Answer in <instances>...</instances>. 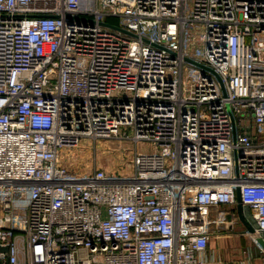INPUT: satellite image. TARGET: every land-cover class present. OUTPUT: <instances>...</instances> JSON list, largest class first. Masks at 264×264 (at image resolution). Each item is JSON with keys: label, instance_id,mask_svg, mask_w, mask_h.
<instances>
[{"label": "built area", "instance_id": "1", "mask_svg": "<svg viewBox=\"0 0 264 264\" xmlns=\"http://www.w3.org/2000/svg\"><path fill=\"white\" fill-rule=\"evenodd\" d=\"M238 194L264 238V0H0V264H231Z\"/></svg>", "mask_w": 264, "mask_h": 264}, {"label": "rangeland", "instance_id": "2", "mask_svg": "<svg viewBox=\"0 0 264 264\" xmlns=\"http://www.w3.org/2000/svg\"><path fill=\"white\" fill-rule=\"evenodd\" d=\"M139 148L142 151H153L152 145L148 146L145 142H140ZM133 152L134 143L129 140L85 139L78 147L63 151L61 164L77 174L89 173L95 168L128 174L133 171ZM169 163L170 161H167V164ZM234 219V224L230 225V228L214 231L212 249L225 261L238 264L246 258V249L251 248L253 263L256 261L257 264H261L258 259L261 248L259 243L247 235H242L241 232L245 231L246 226L240 222L237 215Z\"/></svg>", "mask_w": 264, "mask_h": 264}, {"label": "crops", "instance_id": "3", "mask_svg": "<svg viewBox=\"0 0 264 264\" xmlns=\"http://www.w3.org/2000/svg\"><path fill=\"white\" fill-rule=\"evenodd\" d=\"M239 202L234 205V206H227V205H224L222 206V212L226 214V216H228L229 212L231 211L232 213H234V216H238L239 220L241 223H243L244 225L250 221H253V218H252V212L251 210L247 207V206H244L242 205V210H241V214H240V211H239ZM231 219V218H230ZM246 222V223H245ZM212 243V242H211ZM210 247L212 248V245H210ZM219 255V253H218ZM263 255V251L262 249L260 248L259 250V256H258V259L260 260L261 264L262 263V257ZM220 256V255H219ZM256 260V259H255ZM255 264H257V262L255 261Z\"/></svg>", "mask_w": 264, "mask_h": 264}, {"label": "water", "instance_id": "4", "mask_svg": "<svg viewBox=\"0 0 264 264\" xmlns=\"http://www.w3.org/2000/svg\"><path fill=\"white\" fill-rule=\"evenodd\" d=\"M108 24V23H106ZM110 25V24H108ZM114 28H118L120 29L119 27L117 26H114V25H110ZM202 67H204L203 65H201ZM209 70H212L210 68H208ZM213 71V70H212ZM214 72V71H213ZM238 202L240 203L239 204V211H240V214H241V210H242V204H241V200H240V197H239V194H238ZM246 223V222H245ZM246 228L251 232V233H254V227L252 226V224L250 222L247 221V223L245 224ZM255 239L257 241V243H259V245L264 249V238L262 236H255ZM1 250L3 251H7V247H0Z\"/></svg>", "mask_w": 264, "mask_h": 264}, {"label": "trees", "instance_id": "5", "mask_svg": "<svg viewBox=\"0 0 264 264\" xmlns=\"http://www.w3.org/2000/svg\"><path fill=\"white\" fill-rule=\"evenodd\" d=\"M110 20H112V18H110Z\"/></svg>", "mask_w": 264, "mask_h": 264}]
</instances>
